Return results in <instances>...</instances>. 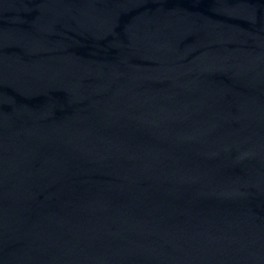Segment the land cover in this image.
<instances>
[{
	"label": "water",
	"instance_id": "water-1",
	"mask_svg": "<svg viewBox=\"0 0 264 264\" xmlns=\"http://www.w3.org/2000/svg\"><path fill=\"white\" fill-rule=\"evenodd\" d=\"M0 264H235L99 0H0Z\"/></svg>",
	"mask_w": 264,
	"mask_h": 264
}]
</instances>
